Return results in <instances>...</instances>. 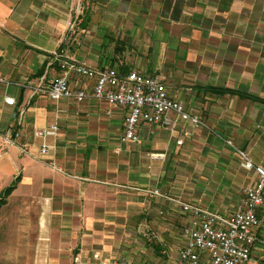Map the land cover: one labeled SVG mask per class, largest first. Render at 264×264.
I'll return each mask as SVG.
<instances>
[{
    "label": "crops",
    "instance_id": "crops-1",
    "mask_svg": "<svg viewBox=\"0 0 264 264\" xmlns=\"http://www.w3.org/2000/svg\"><path fill=\"white\" fill-rule=\"evenodd\" d=\"M56 54L97 69L161 75L170 97L264 167V0H0V129L22 132L11 146L0 137V195L13 185L0 206V264H73L95 253L124 259L100 252L88 237L102 223L96 220L111 225L125 217L120 205L147 197L168 203L182 217L181 233L186 214L176 200L227 215L257 178L238 189L232 149L218 162L202 159V151L216 156L222 143L206 129L190 128L177 144L183 123L140 121V142L121 141L127 108L35 93L58 75ZM70 86L91 89L93 80L73 77ZM51 123L59 131L44 159L56 168L36 158L33 136L35 127ZM181 155L189 162L181 163ZM216 164L217 180L204 173L194 184L178 181L163 190L173 200L146 193L166 187L173 166L211 172ZM259 217L255 255L264 247V207Z\"/></svg>",
    "mask_w": 264,
    "mask_h": 264
},
{
    "label": "built area",
    "instance_id": "built-area-1",
    "mask_svg": "<svg viewBox=\"0 0 264 264\" xmlns=\"http://www.w3.org/2000/svg\"><path fill=\"white\" fill-rule=\"evenodd\" d=\"M56 59L59 66L58 75L46 82L41 81L34 92L43 94L53 101L66 98L82 102L90 97L127 108L121 141L140 142L137 133L140 121L163 127H172L179 121L184 127L182 137L176 141L177 144H181L183 138L191 135L190 128H202L235 149L241 167L252 171L257 176L256 180L242 189V198L227 215L197 204L176 200L185 212L186 220L181 228V244L174 264H246L256 242V231L261 225L258 211L264 207V169L254 164L244 150L235 147L230 140L225 139L198 115L191 113L183 102L170 97L161 75H147L137 70L120 73L114 66L97 69L61 54H56ZM73 77L93 80L92 88L84 86L72 88L70 80ZM5 102L13 104V99L5 98ZM58 131L57 123L33 129V136L39 140L40 157H46L54 148L48 139L55 137ZM21 135L19 128L8 126L3 132V140L8 145L14 144ZM45 162L53 168L57 167L51 160ZM146 193L149 196L173 200L159 188H149ZM73 264L132 263L125 258L103 260L95 253L91 261L76 256Z\"/></svg>",
    "mask_w": 264,
    "mask_h": 264
},
{
    "label": "rangeland",
    "instance_id": "rangeland-1",
    "mask_svg": "<svg viewBox=\"0 0 264 264\" xmlns=\"http://www.w3.org/2000/svg\"><path fill=\"white\" fill-rule=\"evenodd\" d=\"M203 119L206 120L205 118ZM207 124L217 132L222 134L221 131L217 129V127L212 126V123L207 121ZM6 128L7 127L0 129V137L3 141V145L11 146L16 144L14 143L8 145L4 142L3 132ZM202 132L204 134L207 133V131L203 129ZM222 135L224 136V134ZM225 139L228 138L225 137ZM220 141L223 144L220 142L221 149L217 151L216 156H207L205 152L202 151L200 157L204 160H207V162L209 161L210 163L213 160H216V162H218L221 158H228L227 152H230V149H232L233 153L229 158L230 160H234V163L237 164L234 167L237 170V176L239 178L238 189H240L242 185L253 181L256 178V175L252 171L243 169L240 165L239 156L237 155V157L235 154V149L230 146L228 147L227 143L223 140L220 139ZM231 142L235 147L242 149L240 148L241 145L238 141H236V139H233ZM247 152L249 153V151ZM119 153L120 151H117V154ZM36 158L46 165V160L44 158L38 155L36 156ZM179 158H181V163L189 162L188 155H181L180 157H178V159ZM117 159L118 161L122 160V157L119 156ZM252 162L256 164L253 160ZM256 165L262 167V165ZM55 166H57V164H55ZM262 168L264 169V167ZM233 172L236 173V171ZM167 173L168 175L166 176V179L163 180V182H165L167 186L163 187L161 186V184H157V186L158 188L161 187L159 189H162V191L164 190L165 192L169 193L170 191H168V189H171L170 186L174 182L180 181L183 184L187 185L189 184L190 180H192V182L193 180H198L199 176H203L204 173L212 175V178H216L217 180L219 173L222 172L219 170V166L216 164L215 169L212 168L211 172L190 171L189 167H184L183 170H176V168H174L173 166V170H169L167 171ZM194 183L195 182H193V184ZM169 206L170 205L168 203L164 204L158 201H154V199L151 197L134 201L130 208H125L120 205V207L118 208H121L123 210L126 209V211L124 212L125 217H122L121 219L118 218L117 220H112L111 225L104 223L102 220H96V224H98V222L102 223L98 224L99 228H96L98 227V225L92 228L95 233L89 235L88 237H92L94 245L100 248V252L125 258L132 264H174L177 250L181 244L179 232L182 222L178 220H181L182 217L174 213L172 214L171 212L173 211L169 209ZM176 221L178 223H176ZM154 245L162 248L161 251L159 250L161 252L160 255L156 253L157 250H154ZM259 246V251L261 253H258L257 255H255V253H252L250 257L251 259L246 264H264V258L261 257L264 256V247L261 245Z\"/></svg>",
    "mask_w": 264,
    "mask_h": 264
},
{
    "label": "trees",
    "instance_id": "trees-1",
    "mask_svg": "<svg viewBox=\"0 0 264 264\" xmlns=\"http://www.w3.org/2000/svg\"><path fill=\"white\" fill-rule=\"evenodd\" d=\"M12 188H13V185H10L9 187L5 188V190L3 192H1V195H0V206L4 203L5 198L11 192ZM153 248H154V250H157L156 253L158 255H160V253H161L160 251L162 250V248L158 247L157 245H154Z\"/></svg>",
    "mask_w": 264,
    "mask_h": 264
}]
</instances>
